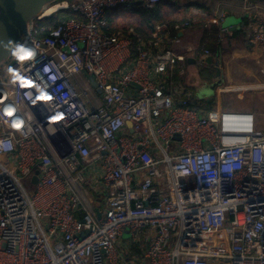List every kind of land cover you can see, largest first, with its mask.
<instances>
[{
  "label": "built area",
  "instance_id": "2783aa9c",
  "mask_svg": "<svg viewBox=\"0 0 264 264\" xmlns=\"http://www.w3.org/2000/svg\"><path fill=\"white\" fill-rule=\"evenodd\" d=\"M139 1L151 10L162 0L64 1L56 13L81 19L39 17L25 45L34 61L0 67V264H115L126 229L133 241L154 232L151 264H264V131L253 113L183 99L174 79L186 58L165 26L149 41L130 31L136 56L130 34L110 32L109 13ZM255 8H245L248 39L261 45ZM10 67L42 78L52 101L32 103L36 89L13 84ZM81 76L95 79L102 105Z\"/></svg>",
  "mask_w": 264,
  "mask_h": 264
},
{
  "label": "crops",
  "instance_id": "0c3cea01",
  "mask_svg": "<svg viewBox=\"0 0 264 264\" xmlns=\"http://www.w3.org/2000/svg\"><path fill=\"white\" fill-rule=\"evenodd\" d=\"M168 1H171L174 6L162 3L160 7L167 21L191 24L183 32L175 30L170 32L167 25H155V27L165 26L162 35L165 33V37L169 40V46L171 45L177 54L186 58L182 68L183 74H180L181 68H178L174 79L175 84L184 89L183 99L190 97L193 107L205 113L212 110L248 112L253 113L256 120L258 117L264 116V44L252 45L249 42L250 20L246 16L247 11L245 10L248 6L254 5L258 7L254 12L262 11L264 6L259 5L257 0H237L241 2V5L223 2L208 13L204 8L193 4L194 1L191 0ZM189 3L191 6L187 7ZM157 6L151 10L144 8L143 5L139 7L133 4L128 7H118V10L113 11L109 22L110 32L122 31L128 35L133 29L134 33L142 37L144 41L154 40L152 36L154 27L149 30L143 25V14L145 10L153 11ZM222 7L227 9L228 15L223 24L219 25L216 23V18ZM212 26L219 28L217 48L208 50L202 41L204 32ZM222 30L225 32L222 33ZM147 31H149L148 35H146ZM166 32H169L167 36ZM129 38L133 41L132 45L136 56L137 37L130 34ZM206 51H209L210 55H206ZM209 58H213L215 67L220 69L219 79L215 77V67L210 68L211 74H205L202 71L205 66H208ZM200 68L202 69L200 70ZM86 78V76H81L77 81L80 80L84 84ZM220 81L221 84L216 88L214 94L208 95L207 92L211 85ZM81 88L87 91L83 85ZM92 92L96 97L95 106L102 105L101 94L97 89ZM246 99H249L247 106L238 102ZM212 102L214 105L211 107ZM124 231L117 246L115 264H151L146 257L147 240L154 236V232L148 235L142 231L138 239L133 241L129 237L124 238Z\"/></svg>",
  "mask_w": 264,
  "mask_h": 264
},
{
  "label": "water",
  "instance_id": "95a60500",
  "mask_svg": "<svg viewBox=\"0 0 264 264\" xmlns=\"http://www.w3.org/2000/svg\"><path fill=\"white\" fill-rule=\"evenodd\" d=\"M64 1L72 0H0V67L9 62L13 57L11 54L13 44L27 45L36 20L44 14V11ZM133 5L140 7L143 5V2H135ZM193 63L195 64V61ZM207 63L208 66H205L204 69L200 68V70H208V74H211L210 68L215 67L213 58H209ZM214 70L216 72V79H219L220 69L215 67ZM91 81L94 86H97L94 78ZM220 84L221 81L212 84L207 94L213 95ZM97 91L101 94L100 89L97 88ZM128 126L130 127L131 124L128 123ZM34 182H37L36 178Z\"/></svg>",
  "mask_w": 264,
  "mask_h": 264
},
{
  "label": "trees",
  "instance_id": "16d2710c",
  "mask_svg": "<svg viewBox=\"0 0 264 264\" xmlns=\"http://www.w3.org/2000/svg\"><path fill=\"white\" fill-rule=\"evenodd\" d=\"M191 1H194L193 4H195L201 8H204L208 13L212 12L213 9L215 7H217L218 4L223 3V2L236 3L238 5H241V2L237 1V0H191ZM257 2L259 5L264 6V0L263 1L257 0ZM162 3H169L170 5L174 6L171 1L162 0V2L153 11L145 10V12L143 14V25L150 30L153 27L155 28V25H157V24H162V25L164 24V25L168 26L167 29H168V31L171 32L174 30L173 27L176 24H178V22L167 21L164 13H162V11L160 10ZM189 6H191L190 3L187 5V7H189ZM119 8H121V7H119ZM115 10H118V8L113 9L110 12V14L108 15V22L111 21L113 11H115ZM222 10H225V7H222L221 11ZM74 18L75 19H81V16L78 13L74 12L73 10L68 9V10L56 13L52 17L41 22V24L55 26L61 20H70V19H74ZM148 34H149V31H147L146 35H148ZM218 34H219V28H217V26H212V27H210V29H208L204 32V37H203L202 43L204 44V46L208 50L209 49L214 50L217 48V36H218ZM213 105H214V103L212 102L210 106L212 107Z\"/></svg>",
  "mask_w": 264,
  "mask_h": 264
},
{
  "label": "clouds",
  "instance_id": "9594fccd",
  "mask_svg": "<svg viewBox=\"0 0 264 264\" xmlns=\"http://www.w3.org/2000/svg\"><path fill=\"white\" fill-rule=\"evenodd\" d=\"M12 56L20 63L27 64V62L34 61L36 56V52L34 50L28 49L23 45L13 44L11 48ZM49 68H45V72H49ZM9 72L11 74L12 80L11 82L15 85H18L24 89H36V95L32 98V103L39 104L43 102L44 104H49L52 101V97L47 92V85H39L35 81L36 79H42L40 77H27L25 74L17 71L14 68H9ZM55 79V77H52ZM27 95V93H25ZM17 109L13 106H8L4 110V115L8 118H12L16 115ZM63 116L58 115L54 118L55 121L62 120ZM12 127L16 130H20L24 127L23 120H15L12 124Z\"/></svg>",
  "mask_w": 264,
  "mask_h": 264
},
{
  "label": "rangeland",
  "instance_id": "374dc122",
  "mask_svg": "<svg viewBox=\"0 0 264 264\" xmlns=\"http://www.w3.org/2000/svg\"><path fill=\"white\" fill-rule=\"evenodd\" d=\"M225 28V27H224ZM91 77H87L86 79H85V82H84V84L82 83V81H81V85H83V88H87V90L89 91V94L91 95V94H93V90L94 91H96V89L98 88V85L97 86H94L93 85V83H92V81H91ZM95 83L97 84V82L95 81ZM239 103H241L243 106H247L248 104H249V99H246L245 101H238ZM235 111V110H234ZM237 112H239V111H237ZM257 127L260 129V130H262V131H264V116L262 115V116H260V117H258L257 118ZM131 238V233H130V230L129 229H126L125 231H124V238L126 239V238Z\"/></svg>",
  "mask_w": 264,
  "mask_h": 264
},
{
  "label": "bare ground",
  "instance_id": "6f19581e",
  "mask_svg": "<svg viewBox=\"0 0 264 264\" xmlns=\"http://www.w3.org/2000/svg\"><path fill=\"white\" fill-rule=\"evenodd\" d=\"M66 6H67V2L58 3L56 5H53V6L49 7V8H47L44 11V14L42 16H44V17L52 16L54 13H56L57 11H59L60 9L66 7Z\"/></svg>",
  "mask_w": 264,
  "mask_h": 264
},
{
  "label": "flooded vegetation",
  "instance_id": "af4514ba",
  "mask_svg": "<svg viewBox=\"0 0 264 264\" xmlns=\"http://www.w3.org/2000/svg\"><path fill=\"white\" fill-rule=\"evenodd\" d=\"M211 71V70H210ZM205 74H208L209 73V71L208 70H205V71H203ZM212 72V71H211Z\"/></svg>",
  "mask_w": 264,
  "mask_h": 264
}]
</instances>
